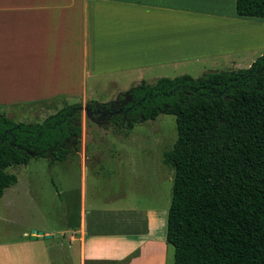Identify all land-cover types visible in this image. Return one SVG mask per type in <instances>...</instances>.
Wrapping results in <instances>:
<instances>
[{"label":"crops","instance_id":"0c3cea01","mask_svg":"<svg viewBox=\"0 0 264 264\" xmlns=\"http://www.w3.org/2000/svg\"><path fill=\"white\" fill-rule=\"evenodd\" d=\"M237 2L0 0V106L86 100L88 83L106 75L134 86L248 68L264 52V16L239 13ZM112 211L115 230L91 228L84 204L79 222L70 220L82 264H169L168 215L157 207ZM21 247V264H29Z\"/></svg>","mask_w":264,"mask_h":264},{"label":"trees","instance_id":"16d2710c","mask_svg":"<svg viewBox=\"0 0 264 264\" xmlns=\"http://www.w3.org/2000/svg\"><path fill=\"white\" fill-rule=\"evenodd\" d=\"M237 10L264 16V0H238ZM130 91L145 96L142 120L176 116L177 139L164 152L174 170L167 223L173 264H264V52L248 68L162 77ZM80 104L41 123L0 111V197L17 182L9 166L34 156L64 161L78 149L82 124L79 112L70 113ZM113 124L121 127L119 117Z\"/></svg>","mask_w":264,"mask_h":264},{"label":"rangeland","instance_id":"374dc122","mask_svg":"<svg viewBox=\"0 0 264 264\" xmlns=\"http://www.w3.org/2000/svg\"><path fill=\"white\" fill-rule=\"evenodd\" d=\"M205 73L180 74L196 78ZM125 80L101 76L94 85L88 83L86 100L10 103L0 106V111L17 122L41 123L66 104L85 105L91 99L109 102L133 87L125 86ZM79 117L80 143H75L78 149L66 160L51 163L45 156H34L27 163L7 168L17 175V182L0 197V264H21L23 243L27 244L29 264H82L78 246L69 242L67 228L70 220L79 222L83 204L87 222L99 232L115 230L111 223L116 214L118 218V211L114 209L157 207L167 217L174 170L164 163V152L177 139L176 116L161 112L155 119H138L125 127L99 126L86 118L85 112ZM169 245V264H173L175 248Z\"/></svg>","mask_w":264,"mask_h":264},{"label":"flooded vegetation","instance_id":"af4514ba","mask_svg":"<svg viewBox=\"0 0 264 264\" xmlns=\"http://www.w3.org/2000/svg\"><path fill=\"white\" fill-rule=\"evenodd\" d=\"M144 100L145 96L142 98L135 97L128 90L109 102H87L84 106L89 108L88 114L81 108L82 104L77 105L73 107L70 115L75 112H85L86 118L102 127H109L119 117L121 126L125 127L126 123L129 125L132 121L142 119L138 106H141Z\"/></svg>","mask_w":264,"mask_h":264},{"label":"water","instance_id":"95a60500","mask_svg":"<svg viewBox=\"0 0 264 264\" xmlns=\"http://www.w3.org/2000/svg\"><path fill=\"white\" fill-rule=\"evenodd\" d=\"M104 103H105V102H104ZM81 108H82L83 110H85V111L87 112V114H88V111H89V108H88V107L82 105ZM39 234L42 235L43 233L40 231ZM32 237L34 238V237H36V236H32Z\"/></svg>","mask_w":264,"mask_h":264}]
</instances>
